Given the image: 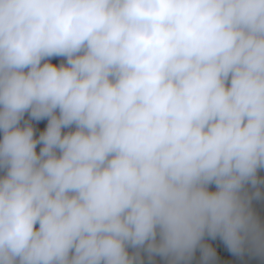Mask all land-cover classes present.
<instances>
[{"label":"clouds","instance_id":"obj_1","mask_svg":"<svg viewBox=\"0 0 264 264\" xmlns=\"http://www.w3.org/2000/svg\"><path fill=\"white\" fill-rule=\"evenodd\" d=\"M0 130V264L264 250V0H0Z\"/></svg>","mask_w":264,"mask_h":264},{"label":"trees","instance_id":"obj_2","mask_svg":"<svg viewBox=\"0 0 264 264\" xmlns=\"http://www.w3.org/2000/svg\"><path fill=\"white\" fill-rule=\"evenodd\" d=\"M50 62V61H42ZM53 63V62H50ZM59 66L56 63H53ZM27 71V69H25ZM56 114L59 115V110L56 111ZM48 123V118H44L42 120H35L30 115V110L26 111L23 117L20 120L19 127L23 128L28 125H31L34 130V139H39L41 132H43ZM76 126L72 125L67 128L62 129V134H65L70 131H75ZM3 139V131L0 130V140ZM42 144H37L36 151L39 154L40 148ZM59 154V152L57 153ZM6 169L0 168V178L6 175ZM258 183L256 185H252L250 182L245 183L241 189V196L245 199L248 205V196L249 191L252 190L253 196L255 200L261 201L264 200V167H261L257 170L256 173ZM246 185L249 186V190L247 193H244V188ZM209 191H216V185L214 183L208 186ZM259 193V195H257ZM249 206V205H248ZM258 222L261 229H264V209H261L257 212L254 217ZM38 227V224H37ZM202 248L211 250L212 255L207 258L203 254V251L197 250L194 251L190 257L191 264H264V250L259 249L256 245H254L250 238L246 239L245 244L240 252H232L226 242L223 240L222 236L217 234L215 237L205 232L201 241L198 243ZM138 264H162L161 261L156 259H152L150 255L143 257L142 261Z\"/></svg>","mask_w":264,"mask_h":264},{"label":"rangeland","instance_id":"obj_3","mask_svg":"<svg viewBox=\"0 0 264 264\" xmlns=\"http://www.w3.org/2000/svg\"><path fill=\"white\" fill-rule=\"evenodd\" d=\"M47 61L56 63L60 65L61 63L66 64V58L65 57H52L49 58ZM249 186L246 185L244 188V193H247L249 190ZM248 208L252 212L253 216L257 214V212L261 209H264V200L258 201L255 200V197L253 196L252 190L249 191L248 196ZM157 243L160 241V234L159 230H157V236H156ZM127 252L130 257H134V264H138L142 261L143 257L150 255L151 260L156 259L158 261H161L162 264H191L190 257L194 251L201 250L203 251V254L205 255V249L202 248L199 244L193 249L190 255L185 256L182 259L177 260L174 256L168 255L164 256L156 252H150L147 247V242L143 246H137L133 247L131 245L127 246Z\"/></svg>","mask_w":264,"mask_h":264}]
</instances>
